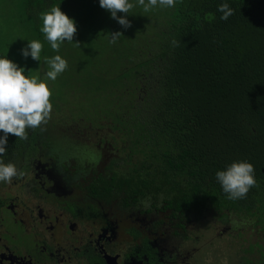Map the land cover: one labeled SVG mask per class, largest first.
I'll return each instance as SVG.
<instances>
[{
  "label": "trees",
  "instance_id": "obj_1",
  "mask_svg": "<svg viewBox=\"0 0 264 264\" xmlns=\"http://www.w3.org/2000/svg\"><path fill=\"white\" fill-rule=\"evenodd\" d=\"M129 2V14L117 13L131 22L125 29L99 0H21L26 32L48 51L41 14L60 6L74 19L73 42L55 52L82 57L68 76L81 78L88 93L75 114L84 127L104 131L98 141L112 149L115 140L128 144L121 149L127 156L111 157L102 169L105 177L95 173L102 191L95 185L93 193L115 192L124 203L164 193L161 211L182 230L187 214L207 209L264 218V0H176L173 8L149 12ZM225 2L234 9L227 21L218 11ZM114 32L123 36L113 44ZM0 58L18 64L1 50ZM25 75L31 77L26 67ZM26 131L27 140L9 134L5 163L17 166L39 153L40 131ZM241 160L254 165L257 187L230 200L216 172ZM120 167H128L125 177L114 172Z\"/></svg>",
  "mask_w": 264,
  "mask_h": 264
},
{
  "label": "flooded vegetation",
  "instance_id": "obj_2",
  "mask_svg": "<svg viewBox=\"0 0 264 264\" xmlns=\"http://www.w3.org/2000/svg\"><path fill=\"white\" fill-rule=\"evenodd\" d=\"M100 146L101 141L96 149ZM42 148L17 165L22 177L0 182V264H175L164 258L156 234L168 225L179 237L187 221L182 230L161 207L138 211L140 200L153 193L128 203L115 192L93 193L100 186L95 173L106 176L107 154L98 169L75 181V160L62 164L66 174L58 171L61 178L55 177L50 171L54 159ZM36 161L42 171L32 169Z\"/></svg>",
  "mask_w": 264,
  "mask_h": 264
},
{
  "label": "rangeland",
  "instance_id": "obj_3",
  "mask_svg": "<svg viewBox=\"0 0 264 264\" xmlns=\"http://www.w3.org/2000/svg\"><path fill=\"white\" fill-rule=\"evenodd\" d=\"M65 11L67 12L66 9ZM26 16L28 12L23 9L21 0H0V50L18 61L20 66L29 69L31 76L48 83L52 91L50 101H53V108L51 118L46 124L38 127L42 136L40 146L43 145L45 156L54 159L50 171L55 177L61 178L58 171L65 173L60 169L62 164L68 166L75 160V169L78 172L75 176L76 181L98 169L102 155L107 154L105 156L108 160L115 156L124 157L123 155L128 154V151L121 149L126 148L128 144L123 139L115 140L112 141L113 145L116 143L115 148L112 149V145L101 142L100 149H96L98 140L101 135H105V132L90 126L84 127L82 118L77 117L75 104L81 99L82 92L84 95L88 93L82 89L81 78L79 80L75 76L68 78L73 71L72 66L75 65L73 61L82 57L77 54V50L74 55L68 51V56L65 57L55 51V53L51 52L52 48L48 51L43 47L40 61L33 60L31 56L25 58L21 50L29 41L34 40L26 32L25 25L29 24ZM44 55L48 59L60 55L68 62L66 70L59 74L55 81L47 79L46 74L51 68ZM42 77L44 78L41 79ZM68 79H72L71 85L65 83ZM76 81L80 82L79 86ZM72 114L75 117H72ZM111 136L117 137V133ZM39 163L40 161H36L32 169L42 171L43 167L41 168ZM127 171L128 167L118 169V176L125 177ZM56 173L58 176L55 175ZM163 194L159 192L154 197L142 198L136 209L143 212L148 208L161 207L162 201L166 198ZM173 232L171 226H163L157 232L156 238L162 254L165 253L164 258L173 260L175 264H264V218L262 217L207 209L200 215L194 212L188 214V224L185 233L180 234L181 236L175 237Z\"/></svg>",
  "mask_w": 264,
  "mask_h": 264
},
{
  "label": "clouds",
  "instance_id": "obj_4",
  "mask_svg": "<svg viewBox=\"0 0 264 264\" xmlns=\"http://www.w3.org/2000/svg\"><path fill=\"white\" fill-rule=\"evenodd\" d=\"M100 7L108 10L111 17L125 29L131 27V22L126 16H118L117 13L129 14L134 4L129 0H99ZM144 12L152 8L160 7L173 8L176 0H138ZM218 11L223 15L221 20L227 21L234 15V9L228 3L218 6ZM43 27L41 31L50 42L54 51H59L64 41L73 42L77 33L74 19L62 12L60 6H52L50 10L41 14ZM121 32L110 33V43H116ZM79 46V42L76 43ZM173 46H179V41H172ZM43 45L38 40L29 41L21 50L22 55L35 61H40ZM51 70L47 72L48 80L55 81L57 76L63 73L68 67V62L60 55L53 58H45ZM52 91L46 81L35 76H26L25 68L8 58H0V182L11 183L14 178L24 175L16 164L5 163L2 157L6 154L9 134L27 140L26 129H36L46 124L51 118L53 105L50 102ZM216 178L223 191L228 194V199L239 200L247 197L249 190L257 187L255 178V167L247 160L231 163L226 170L217 171Z\"/></svg>",
  "mask_w": 264,
  "mask_h": 264
}]
</instances>
